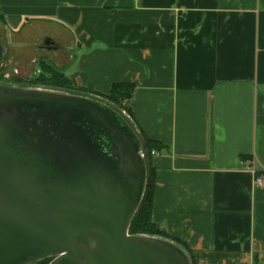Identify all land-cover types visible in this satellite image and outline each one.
Masks as SVG:
<instances>
[{"label":"crops","instance_id":"crops-1","mask_svg":"<svg viewBox=\"0 0 264 264\" xmlns=\"http://www.w3.org/2000/svg\"><path fill=\"white\" fill-rule=\"evenodd\" d=\"M1 30L4 64L28 42L84 93L132 84L156 227L196 264H264V0H0Z\"/></svg>","mask_w":264,"mask_h":264},{"label":"water","instance_id":"water-1","mask_svg":"<svg viewBox=\"0 0 264 264\" xmlns=\"http://www.w3.org/2000/svg\"><path fill=\"white\" fill-rule=\"evenodd\" d=\"M6 53L0 36V66ZM149 170L114 105L0 82V264H194L175 239L129 232Z\"/></svg>","mask_w":264,"mask_h":264},{"label":"rangeland","instance_id":"rangeland-1","mask_svg":"<svg viewBox=\"0 0 264 264\" xmlns=\"http://www.w3.org/2000/svg\"><path fill=\"white\" fill-rule=\"evenodd\" d=\"M1 36L3 35H7L6 32L4 31H0ZM30 43L28 42H17V45L22 46L21 48L19 47H14L11 48V52H10V59L8 61H6L5 64H3L2 66H0V82H5L8 85H34V86H51V85H55V84H44V82H51L53 81L54 83L56 82V80L59 78V76L61 75L59 73V70H57V66L59 68H62L63 72H67L69 74V70L72 69L75 65V60L72 64H65L63 67L61 63L60 64H55V63H50L53 67V69H56L58 72H53L51 68H45V65H43L42 60L39 57L38 61H35L37 56L40 55V53L37 52V49L34 47H28L26 45H28ZM64 47L68 48V45H64ZM19 48V49H18ZM72 51V49H71ZM15 55V57L13 56ZM46 55L44 54V52L41 53V56ZM64 58V57H61ZM33 61H35L33 63ZM57 60L55 59V62ZM44 73V74H43ZM41 80V81H40ZM71 86L67 85L64 87L62 86V88H66V89H71L73 90V85L74 82L71 81L70 82ZM73 83V85H72ZM76 91V90H74ZM78 91H82L80 89H78ZM86 94H88L87 92H85ZM99 97L100 99L108 102L109 104H112L113 101H111L110 99L106 98V97H101V96H96ZM119 104V102L117 103ZM113 105V104H112ZM52 259H45L42 261H39L37 263L34 264H44V262L49 261L47 264L50 263Z\"/></svg>","mask_w":264,"mask_h":264},{"label":"trees","instance_id":"trees-1","mask_svg":"<svg viewBox=\"0 0 264 264\" xmlns=\"http://www.w3.org/2000/svg\"><path fill=\"white\" fill-rule=\"evenodd\" d=\"M42 63H43V65H45V68H48V69L51 68L53 72H56V73L58 72L56 69H53V67L50 63H47L44 61ZM59 73L61 75L59 76V78L56 80L55 83L53 81H51V82H44V84L51 83V84H55V85H51V86H57V87H62V86L65 87L66 85H67V87L71 86L70 82L72 80L70 78H68L67 76H65L62 72L59 71ZM72 85H73V83H72ZM73 87H74L73 90L78 89L77 87L75 88V86H73ZM132 90H133L132 84L115 83V84H113V86L111 88V93L109 95H106L103 97H106V98L110 99L111 101H113L112 104L117 108L119 107V109H120L122 107L123 102L125 100H127L128 98H130ZM101 97H102V95H101ZM118 102H119V104H117ZM154 145L155 144L151 141H147L145 144L146 152H147V155H148L149 161H150L149 182H148L147 191H146V194H145L144 199L142 201L141 207L139 208V211H138L137 215L135 216V218H134V220L130 226L129 232L131 234L146 233V234H153V235H162V236H166V237L171 238L164 231H160L156 227L155 223L152 221V215L151 214H152V208H153V191H154L153 176H154V174L152 171L151 161H152V150L155 148ZM192 256L194 259L193 254H192ZM48 262L49 261H46V262H44V264H47ZM194 264H196L195 259H194Z\"/></svg>","mask_w":264,"mask_h":264},{"label":"built area","instance_id":"built-area-1","mask_svg":"<svg viewBox=\"0 0 264 264\" xmlns=\"http://www.w3.org/2000/svg\"><path fill=\"white\" fill-rule=\"evenodd\" d=\"M152 154H155V151H152ZM260 182V180H259ZM261 184L264 185V179L261 180Z\"/></svg>","mask_w":264,"mask_h":264},{"label":"flooded vegetation","instance_id":"flooded-vegetation-1","mask_svg":"<svg viewBox=\"0 0 264 264\" xmlns=\"http://www.w3.org/2000/svg\"><path fill=\"white\" fill-rule=\"evenodd\" d=\"M47 42H48V41H47ZM47 42H46L47 45H44L45 47H48V46H49V45H48L49 43H47Z\"/></svg>","mask_w":264,"mask_h":264}]
</instances>
